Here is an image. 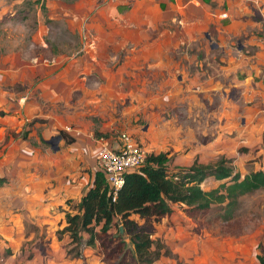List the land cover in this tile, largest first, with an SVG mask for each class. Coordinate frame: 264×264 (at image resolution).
Returning a JSON list of instances; mask_svg holds the SVG:
<instances>
[{
	"label": "rangeland",
	"instance_id": "1",
	"mask_svg": "<svg viewBox=\"0 0 264 264\" xmlns=\"http://www.w3.org/2000/svg\"><path fill=\"white\" fill-rule=\"evenodd\" d=\"M35 64L45 66V97ZM0 89L29 94L45 111L17 132L0 128L1 156H19L29 140L45 160L49 153L72 157L73 135L64 130L70 125L79 129L76 142L93 147L96 138L114 142L127 131L148 154H167L169 174L194 162L220 161L241 175L263 169L264 0H0ZM20 105L0 104V116ZM44 120L45 140L29 139ZM61 133L53 149L50 140ZM24 156L22 163L35 158ZM5 166L0 185L10 179ZM90 171L99 172L94 162ZM84 174L72 177L78 182ZM224 180L207 177L201 186ZM78 203L65 198L50 215L41 213L40 223L21 207L2 209L1 226L23 223L24 230L0 233V264H140L119 217L106 230L95 225L94 239L86 229L73 239L65 216ZM224 208L225 201L203 210L176 202L147 221L161 246L153 264H261L264 186L240 195L231 217Z\"/></svg>",
	"mask_w": 264,
	"mask_h": 264
},
{
	"label": "trees",
	"instance_id": "2",
	"mask_svg": "<svg viewBox=\"0 0 264 264\" xmlns=\"http://www.w3.org/2000/svg\"><path fill=\"white\" fill-rule=\"evenodd\" d=\"M74 139L71 136L68 141L71 143ZM167 160L165 152L148 154L145 164L138 171L126 173L124 184L114 200L103 175L96 173L92 185L77 204V212L66 213L67 224L64 228L75 240L79 239V232L83 229L88 230L94 239L95 225L102 223L101 228L106 230L114 218L119 217L140 264H153L161 253V246L154 243L147 221L169 213L176 202L184 203L193 210H203L213 202L225 201L224 217L229 218L240 195L264 186V168L241 175L220 161L216 164L194 162L188 166H176L169 174ZM209 176L226 180L215 188L205 190L201 183ZM132 213L138 214L144 223L130 217ZM261 249L264 250V247ZM259 259L264 264V258L259 256Z\"/></svg>",
	"mask_w": 264,
	"mask_h": 264
},
{
	"label": "crops",
	"instance_id": "3",
	"mask_svg": "<svg viewBox=\"0 0 264 264\" xmlns=\"http://www.w3.org/2000/svg\"><path fill=\"white\" fill-rule=\"evenodd\" d=\"M197 1L198 3H208L210 0ZM151 3L152 2H150V4ZM154 5L155 9H157V6L161 7V3H155ZM149 6L151 9L152 6ZM148 10L149 9H147V7L144 9V15L149 14ZM5 66H8L9 68L12 67L7 63ZM33 70L37 71L36 74H41V82H39L41 88L39 89V92L45 97V66L42 64H35ZM23 81L26 83L27 79H23ZM31 83L32 81H30L29 84ZM9 96L11 97L9 98ZM28 96L29 94H23L18 97L11 92L7 93L6 90L0 89L1 105L3 103L7 104L8 101L11 100L16 101V99H18L19 103H21L20 109H17L15 113H5L0 116V128L2 130L9 127L11 130L16 128L17 132L21 128L22 123L32 119L35 116V112L41 111L39 102L33 101L31 98L28 99ZM36 114H40L42 118L43 116L45 117V111H41ZM36 127L37 128L29 129V139L34 138L39 140L40 138V140H45V120L43 122H36ZM76 137L78 138L79 136H75V138ZM77 138L74 139L73 142L69 143V146H71L72 150L75 151L74 156H67L63 160L61 156L59 158H55L50 155V153L46 155L47 160H45V154H42L41 151L38 153L36 149H29L31 147L29 140H24L23 142L25 144L20 145L22 149L21 152L18 150L20 154L19 156L14 154L13 151L11 153L12 155L1 156L3 154V151H1L0 167H4V165H6L5 169L7 170V167L10 166L8 170L11 175L8 182L6 181L0 185V213L2 212V209L21 207V215H27V217L33 215L32 219L36 223H40L42 218L45 217L42 214L50 215L52 211L58 209L57 207L59 205L63 206L65 204V198L67 199L68 197H72L80 201L81 196L88 189V187L92 185L94 179L90 169H92V164L94 162V152L97 142L94 141L93 147L89 140H83L84 142L80 141L81 143H79V141H75ZM12 143L13 142L11 141L10 144L12 145ZM76 143H78L77 146L75 145ZM6 145L7 144L3 145L2 148L4 149ZM15 146H17V144ZM8 150H12V148L9 147ZM78 151L81 156L78 155ZM24 153H28L29 155L35 157L32 163H22L24 160L23 158H25ZM65 160L67 163H63ZM8 170L6 172H8ZM88 171L91 172V176ZM15 172L19 173V175H13ZM76 172L81 174L85 173L78 182H75V178L72 177V175ZM1 173L3 174V172ZM87 176L90 177L85 178ZM212 178L215 179L214 177ZM84 179H86V185ZM23 225V223L17 224V229L11 226L6 227L5 225H0V233L2 234L7 231L13 232L15 230L22 232L24 230ZM9 264H11V262H9Z\"/></svg>",
	"mask_w": 264,
	"mask_h": 264
},
{
	"label": "built area",
	"instance_id": "4",
	"mask_svg": "<svg viewBox=\"0 0 264 264\" xmlns=\"http://www.w3.org/2000/svg\"><path fill=\"white\" fill-rule=\"evenodd\" d=\"M64 130L73 136L79 134V129L71 128L70 125H65ZM96 142L94 167L102 173L114 200L124 184L126 173L138 171L145 164L148 149L127 131H122L117 141L99 137Z\"/></svg>",
	"mask_w": 264,
	"mask_h": 264
},
{
	"label": "water",
	"instance_id": "5",
	"mask_svg": "<svg viewBox=\"0 0 264 264\" xmlns=\"http://www.w3.org/2000/svg\"><path fill=\"white\" fill-rule=\"evenodd\" d=\"M60 138H61V136L59 134L58 135H54L51 138L50 142H51V146H52L53 149H57L58 148L57 143L60 140ZM120 230H121V232L123 231V226H121V225H120Z\"/></svg>",
	"mask_w": 264,
	"mask_h": 264
}]
</instances>
